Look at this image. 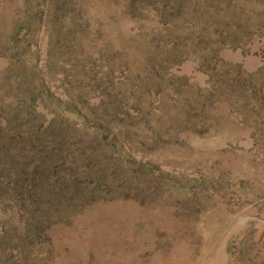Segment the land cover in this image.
<instances>
[{
  "label": "rangeland",
  "instance_id": "1",
  "mask_svg": "<svg viewBox=\"0 0 264 264\" xmlns=\"http://www.w3.org/2000/svg\"><path fill=\"white\" fill-rule=\"evenodd\" d=\"M0 264H264V0H0Z\"/></svg>",
  "mask_w": 264,
  "mask_h": 264
}]
</instances>
